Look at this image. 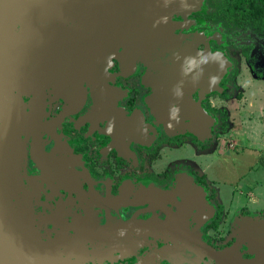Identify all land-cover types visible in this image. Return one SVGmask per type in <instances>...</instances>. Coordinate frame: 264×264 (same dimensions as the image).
Here are the masks:
<instances>
[{
	"label": "flooded vegetation",
	"instance_id": "1",
	"mask_svg": "<svg viewBox=\"0 0 264 264\" xmlns=\"http://www.w3.org/2000/svg\"><path fill=\"white\" fill-rule=\"evenodd\" d=\"M251 9L245 0H191L171 14L175 34L197 36L200 51L229 62L212 91L195 78L188 90L161 93L157 62L128 52L92 53L87 63L55 54L70 41L54 38L58 29L82 28L84 20L36 21L50 29L48 62L22 85L0 81V139H12L14 201L33 210L42 241L57 246L58 264H215L192 260L189 240L217 250L233 243L234 224L251 215L246 206L229 214L206 159L211 142L230 129L223 104L240 63L263 77L264 18L251 20ZM183 94L210 117L209 132H169L157 108L175 107L177 115ZM9 238L0 233V264H31L23 253L16 259Z\"/></svg>",
	"mask_w": 264,
	"mask_h": 264
},
{
	"label": "water",
	"instance_id": "2",
	"mask_svg": "<svg viewBox=\"0 0 264 264\" xmlns=\"http://www.w3.org/2000/svg\"><path fill=\"white\" fill-rule=\"evenodd\" d=\"M190 4L191 0H0V81L7 86L18 82L19 86L27 78L23 76L42 74L50 53L44 50L50 45L46 42L50 29L36 21L58 16L84 20V26L58 29L60 35L53 37L70 41L58 43L60 50L55 54H69L74 60L87 63L92 53L120 56L128 52L157 62L161 93L175 86L188 90L195 78L212 91L229 62L208 49L200 51L197 36L175 34L169 21L173 11ZM181 101L185 104L177 115L175 107L157 108L169 132L188 131L196 136L209 132L210 117L189 96L183 94ZM2 133L0 126V137ZM11 141L8 137L0 139V233L16 241V259L23 253L31 264H58L62 260L57 246L42 241L33 210L14 201L17 181L14 182L12 169H7ZM233 238L230 246L220 250L190 239L192 260L208 257L215 264H264V216L241 217L235 224ZM240 250L251 258L244 259Z\"/></svg>",
	"mask_w": 264,
	"mask_h": 264
},
{
	"label": "rangeland",
	"instance_id": "3",
	"mask_svg": "<svg viewBox=\"0 0 264 264\" xmlns=\"http://www.w3.org/2000/svg\"><path fill=\"white\" fill-rule=\"evenodd\" d=\"M238 74L235 86L231 88L230 99L225 100L223 104L228 112L230 129L222 135H217L211 142L206 166L213 171L212 177L220 182L217 187L220 200L229 209L230 215L238 208L246 206L248 214H261L259 216L262 217L264 73L262 78H258L246 64L240 63ZM228 228V225H225L222 234H227ZM233 229L235 230V224Z\"/></svg>",
	"mask_w": 264,
	"mask_h": 264
},
{
	"label": "trees",
	"instance_id": "4",
	"mask_svg": "<svg viewBox=\"0 0 264 264\" xmlns=\"http://www.w3.org/2000/svg\"><path fill=\"white\" fill-rule=\"evenodd\" d=\"M248 5L252 8L249 13H247L248 17H253L255 19H259L258 17L264 18V0H245ZM233 3H229L228 5H232ZM263 20V19H262ZM229 128L228 122H227V114L224 112V124H223V131L226 132V130Z\"/></svg>",
	"mask_w": 264,
	"mask_h": 264
},
{
	"label": "crops",
	"instance_id": "5",
	"mask_svg": "<svg viewBox=\"0 0 264 264\" xmlns=\"http://www.w3.org/2000/svg\"><path fill=\"white\" fill-rule=\"evenodd\" d=\"M259 216V215H258ZM247 217H249V216H247ZM250 217H254V216H250Z\"/></svg>",
	"mask_w": 264,
	"mask_h": 264
},
{
	"label": "clouds",
	"instance_id": "6",
	"mask_svg": "<svg viewBox=\"0 0 264 264\" xmlns=\"http://www.w3.org/2000/svg\"><path fill=\"white\" fill-rule=\"evenodd\" d=\"M178 110V109H177ZM173 118H175V117H173Z\"/></svg>",
	"mask_w": 264,
	"mask_h": 264
}]
</instances>
